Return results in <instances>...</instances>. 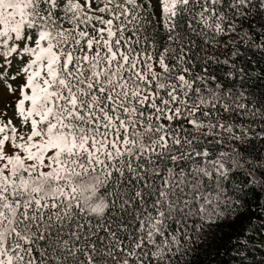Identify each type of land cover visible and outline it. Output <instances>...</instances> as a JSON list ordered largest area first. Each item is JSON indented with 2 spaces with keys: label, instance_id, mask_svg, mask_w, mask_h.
I'll return each mask as SVG.
<instances>
[{
  "label": "snow or ice",
  "instance_id": "obj_1",
  "mask_svg": "<svg viewBox=\"0 0 264 264\" xmlns=\"http://www.w3.org/2000/svg\"><path fill=\"white\" fill-rule=\"evenodd\" d=\"M197 251L264 264V0H0V264Z\"/></svg>",
  "mask_w": 264,
  "mask_h": 264
},
{
  "label": "trees",
  "instance_id": "obj_2",
  "mask_svg": "<svg viewBox=\"0 0 264 264\" xmlns=\"http://www.w3.org/2000/svg\"><path fill=\"white\" fill-rule=\"evenodd\" d=\"M191 259L193 261V264H198V262L200 260H203L199 251L193 253L192 256H191ZM219 259L221 261H226L228 259V257L225 256V255H222Z\"/></svg>",
  "mask_w": 264,
  "mask_h": 264
},
{
  "label": "rangeland",
  "instance_id": "obj_3",
  "mask_svg": "<svg viewBox=\"0 0 264 264\" xmlns=\"http://www.w3.org/2000/svg\"><path fill=\"white\" fill-rule=\"evenodd\" d=\"M202 247V246H201ZM201 254V257H202V259H204V256L202 255V253H200Z\"/></svg>",
  "mask_w": 264,
  "mask_h": 264
}]
</instances>
